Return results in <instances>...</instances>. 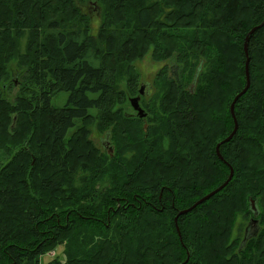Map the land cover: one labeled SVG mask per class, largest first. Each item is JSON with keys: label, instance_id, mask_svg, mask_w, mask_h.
Segmentation results:
<instances>
[{"label": "trees", "instance_id": "trees-1", "mask_svg": "<svg viewBox=\"0 0 264 264\" xmlns=\"http://www.w3.org/2000/svg\"><path fill=\"white\" fill-rule=\"evenodd\" d=\"M263 20L264 0H0V264H264ZM147 54L145 129L118 109Z\"/></svg>", "mask_w": 264, "mask_h": 264}, {"label": "rangeland", "instance_id": "rangeland-1", "mask_svg": "<svg viewBox=\"0 0 264 264\" xmlns=\"http://www.w3.org/2000/svg\"><path fill=\"white\" fill-rule=\"evenodd\" d=\"M97 3L94 1H90L88 2V9H85L89 15H93L91 20H92V32L95 34L98 27H99V21L101 19V8L99 5H96ZM25 38V37H24ZM23 48H20V51H22ZM13 66V69L16 68V64L15 62L13 64H11ZM132 66L134 68L135 73L137 74V78H135V86H134V91L130 92V94H128L127 97H125V102L120 106V108L118 109V111H120V115H127V116H137L136 112L132 109V107L130 106L129 103V99L134 98L136 96H138V91L140 90V88H143V92L145 95L144 98L141 99L139 105L140 107L147 112L146 108H145V104L148 102H152V94L154 92V86H153V80L155 78V75L157 73V71L164 66V63H154L151 59V57L149 56V54L145 55L143 58L141 59H137L132 63ZM169 71H172V64L169 66ZM17 69V68H16ZM116 72H119V77L115 78L114 81V88L116 93H121V92H125L127 91V76L125 75V72L121 75L122 71L124 70L123 66H115ZM16 72L12 73V78L16 77ZM17 91V83L14 87H11L10 89H8L7 93H6V97L9 100H13L15 97ZM67 100V94L64 92H61L55 96H53L50 100V105L54 108H60L63 107L64 104L66 103ZM148 113V112H147ZM146 119H148V117H146ZM165 119V118H164ZM143 127L145 129L148 128V125L146 124V120L143 121ZM155 124V123H154ZM168 124V122H166L165 120H162L161 123L159 124H155L158 128H160V131H162L165 126ZM91 125V124H90ZM88 128H91V135L90 138L92 140V143L98 148L100 149H109V144H107V139L104 137L103 132H97L96 130V126L92 125ZM159 134V133H157ZM160 135V134H159ZM101 152V151H100ZM113 152V149L111 150V153ZM103 153V152H101ZM10 159V156L6 153H2L0 152V166H2L3 164H5L8 160ZM242 221H238V231L239 229H241V232H239V235L242 236V230L245 227V224H242ZM62 251V247H59L55 250V255H60ZM53 255L50 256H44L42 258V262H47L52 258Z\"/></svg>", "mask_w": 264, "mask_h": 264}, {"label": "water", "instance_id": "water-1", "mask_svg": "<svg viewBox=\"0 0 264 264\" xmlns=\"http://www.w3.org/2000/svg\"><path fill=\"white\" fill-rule=\"evenodd\" d=\"M264 24V20L263 22L259 25V26H256L254 28H252L246 38H245V43H244V52H245V56L248 57V53H247V43H248V40H249V37L255 32L257 31L259 28H261ZM248 58L246 59V63H245V80H246V85L245 87L243 88V90L241 92H239L232 100L231 104H230V107H229V111H230V115L233 119V123H234V127H233V130L232 132L222 141H220L219 143L216 144L215 146V154L216 156L218 157L219 160H221L222 162L223 161V158L221 157L220 153H219V147L228 142L232 136L235 134L236 130H237V120H236V117H235V114H234V105L235 103L237 102V100L245 94V92L247 91L248 87H249V84H250V80H249V71H248ZM143 94V88L141 87L140 90L138 91V96L134 97V98H131L129 99V103H130V106L132 107V109L136 112L138 118L140 119H143L145 118L146 116V113L145 111L140 107L139 105V101H140V96ZM109 152H111V148H109ZM225 163V162H224ZM233 176V170L231 167H229V176L227 178V180L221 185L219 186L218 188H216L215 190H213L212 192H210L209 194H207L206 196H204L203 198H201L200 200H198L196 203H194L191 207L185 209V210H182L178 213V216L179 215H185L189 212H191L197 205L203 203L204 201L208 200L209 198H211L213 195H215L216 193H218L221 189H223L227 183L231 180ZM251 207H252V210L255 211V208H254V205L253 203L251 202ZM175 226H176V230L179 234V229H178V226H177V217H175ZM245 239V238H244ZM187 259H188V255H187Z\"/></svg>", "mask_w": 264, "mask_h": 264}, {"label": "flooded vegetation", "instance_id": "flooded-vegetation-1", "mask_svg": "<svg viewBox=\"0 0 264 264\" xmlns=\"http://www.w3.org/2000/svg\"><path fill=\"white\" fill-rule=\"evenodd\" d=\"M89 16H90V18H92L93 15H89ZM145 95H146V94H144V92H143V94L140 96V101H141L142 98L145 97ZM140 101H139V103H140ZM136 115H137V114H136ZM146 115H147V114H146ZM137 117H138V116H137ZM143 119L146 120V116H145V118H143ZM143 119H142V120H143ZM257 223H258L257 219H256V218H253V217L250 218V220L248 221V225H249V226H257Z\"/></svg>", "mask_w": 264, "mask_h": 264}]
</instances>
